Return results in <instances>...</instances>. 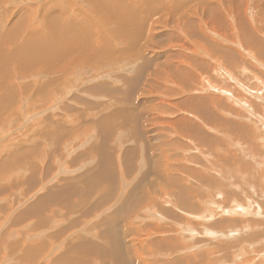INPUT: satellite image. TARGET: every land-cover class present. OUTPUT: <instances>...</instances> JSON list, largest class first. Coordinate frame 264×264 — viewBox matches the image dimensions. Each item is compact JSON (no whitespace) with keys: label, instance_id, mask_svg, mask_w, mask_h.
<instances>
[{"label":"rangeland","instance_id":"1","mask_svg":"<svg viewBox=\"0 0 264 264\" xmlns=\"http://www.w3.org/2000/svg\"><path fill=\"white\" fill-rule=\"evenodd\" d=\"M0 1V49L19 54L10 28L34 59L20 38L29 16L42 30L40 0ZM57 2L47 17L78 18L85 58L1 60L0 264H264V0H122L127 40L96 0Z\"/></svg>","mask_w":264,"mask_h":264},{"label":"bare ground","instance_id":"2","mask_svg":"<svg viewBox=\"0 0 264 264\" xmlns=\"http://www.w3.org/2000/svg\"><path fill=\"white\" fill-rule=\"evenodd\" d=\"M86 2H87V0H85ZM160 2V0H126V3H131L132 4V2H134V4L135 5H140V6H142V5H145L146 7H147V5L148 4H153V3H156V2ZM167 1V0H166ZM260 1V0H259ZM1 2V1H0ZM3 2V1H2ZM38 2V1H37ZM59 2V1H58ZM57 2V0H40V3L42 4L41 5V7H42V11H41V13H40V15H39V17H40V20H41V26H42V30L40 29V26H36L35 25V23H33V21H32V18H33V16H27L28 17V19L30 20V21H28V20H26L25 22H23V26H29V28L31 29V32H29V30H27V34L26 35H24V36H22L21 38H20V40H22L23 38H25L24 39V41H23V43H24V45H26L30 50H32V51H34L35 53H37L36 54V56L34 57V59H29V60H26V59H24L23 58V56H22V54H21V52H20V50L21 51H23V49L20 47V42L17 40V33H18V31L16 32V35H14L15 34V30L14 31H12L10 28H8V30L12 33V35L11 36H13V41H14V39H15V47H16V49L18 48V52H19V54L17 55V51H15V52H13V51H11L10 49H3V50H1L0 49V67H1V64H3L5 67H6V65H7V63H4L3 61H1V60H3L2 58H8L9 60V62H10V59L11 60H15L17 63H20L21 65H27L26 66V68L28 67H31L29 70H30V72L31 71H34V73L35 72H37L38 70H37V68L38 67H40L41 66V64H42V62L41 61H43V60H50L51 58L50 57H53V59H54V57H61V56H65V58L64 59H62V60H57V61H65L66 59H67V57H71L72 55L74 56L75 54H77V55H79L80 56V60L82 59V58H85V54H84V52H80V49L82 50V48H83V44H84V40H83V37H84V35L86 36V32L84 31V27H83V31H78L79 30V26H76V25H78V18H76V20L75 19H73L74 21H72L71 19V17H70V20L72 21V23L75 25H71V23L70 22H66V21H68V20H64V21H62V22H58L57 20H53L52 18H48L49 16H50V14H49V16L46 14V9H47V4L48 3H51V5L52 6H55V5H57V4H59ZM96 2L99 4V6L101 7V8H104V9H106V10H108V12L109 13H114L115 15L114 16H116L117 17V19L119 18H121V17H124V19L126 18V20H127V23H129L128 25H126L125 26V23L126 22H124V23H121V21H119V19H118V21H119V25H118V27L119 28H117V30L115 29V31H117V32H115V33H117V34H115V33H113V31H114V29H112V28H109L111 25H112V21H110V22H108V24H110V26H107V28H109V29H111V30H107V31H105V33H103L104 31L102 30L101 31V29L99 30V33H101V35L102 34H106V32H109V34H111L112 36H118V38L119 37H121V39H122V37H124L125 38V40H127L128 39V37H130L133 33H134V31L135 30H139V29H133V28H138V27H133L132 28V26H136L135 25V23H133L134 22V20L132 21V19H131V17H130V15H129V10H127V8H125V7H123V3H122V0H96ZM124 2H125V0H124ZM249 2V1H248ZM263 2V1H262ZM73 4V3H72ZM72 4H71V6H72ZM131 4H130V6H131ZM133 4V5H134ZM142 4V5H141ZM259 4V3H258ZM76 5V4H75ZM227 5V4H226ZM232 5V4H231ZM96 6H98V5H96ZM128 6V5H127ZM140 6H139V8H140ZM154 6V5H153ZM138 7V6H137ZM151 6H149V7H147L148 9L150 8ZM155 7V6H154ZM157 7V6H156ZM162 7V6H161ZM255 7V6H254ZM40 8V7H39ZM108 8V9H107ZM163 8V7H162ZM62 9V8H61ZM71 8H69V10H70ZM145 9V8H144ZM155 9V8H154ZM161 9V8H160ZM248 9V8H247ZM152 10V9H151ZM208 10V9H207ZM246 10V9H245ZM32 11V10H31ZM54 11H55V9H54ZM138 11V10H137ZM155 11V10H154ZM200 11V10H199ZM205 11H206V9H205ZM226 11V10H225ZM53 12V11H52ZM82 12H83V10H82ZM143 12V11H142ZM150 12H152V11H150ZM211 12H213V11H211ZM245 12V11H244ZM29 13H32V15H34L35 17L37 16V14H38V9L36 8L34 11H32V12H29ZM47 13H49V11L47 12ZM88 13V12H84L83 14L84 15H86V14ZM148 13V12H147ZM243 13V12H242ZM52 14V13H51ZM60 14V13H59ZM75 14H76V12H75ZM79 14H81V13H79ZM196 14H198V13H196ZM212 14V13H211ZM27 15V14H26ZM87 15H89V14H87ZM151 15V14H150ZM155 15V14H154ZM199 15V18L200 17H202V18H205L206 19V21H205V24H207L208 22L207 21H210V11L208 12V13H204V12H202V10H201V12L198 14ZM209 15V16H208ZM48 16V17H47ZM52 16V15H51ZM57 16V15H56ZM76 16H77V14H76ZM78 16H80V15H78ZM100 16V15H99ZM121 16V17H120ZM132 16V15H131ZM142 16V15H141ZM236 16V15H235ZM55 16H53V18H54ZM67 17H68V15H67ZM56 18H58V17H56ZM69 18V17H68ZM80 18V17H79ZM82 18V17H81ZM84 18V17H83ZM130 19V21H128L129 19ZM163 18V17H162ZM201 18V19H202ZM244 18V17H243ZM8 19V18H7ZM98 19V18H97ZM115 19V18H114ZM143 19V18H142ZM151 19V18H150ZM209 19V20H208ZM261 19V18H260ZM21 20V19H20ZM20 20H16V21H18V23L16 24V26H18L20 23H21V21ZM60 20V19H59ZM108 20H111V18H108ZM107 20V21H108ZM113 20V19H112ZM123 20V19H122ZM233 20H234V18H233ZM232 20V21H233ZM39 21V20H38ZM80 21L81 22H83L82 20H79V23H80ZM241 21V20H240ZM204 22V21H203ZM207 22V23H206ZM248 22H249V20H248ZM85 23V22H84ZM251 23V22H250ZM37 24V23H36ZM81 24V23H80ZM92 24V23H91ZM91 24H89V26L91 25ZM104 24V23H103ZM169 24V23H168ZM230 24V23H229ZM236 24V23H235ZM254 24V23H253ZM6 25H8V24H6ZM85 26H87L88 25V21H87V25L86 24H84ZM95 25V24H94ZM182 25V24H181ZM262 25V24H261ZM260 25V26H261ZM153 26V25H152ZM157 26V25H156ZM205 26V25H204ZM5 27V26H4ZM7 27V26H6ZM13 27V26H12ZM82 27V26H81ZM91 27H93V26H91ZM116 27V26H115ZM126 27V28H125ZM147 27V26H146ZM218 27V29L221 31V29H220V27L219 26H217ZM18 28H19V26H18ZM86 28H89L88 26L86 27ZM125 28V31L124 32H122L123 31V29ZM211 28L213 29V27L211 26ZM259 28H261V27H259ZM89 29H91L92 30V28H89ZM94 29V28H93ZM97 29H99V28H97ZM215 29H217V28H215ZM235 30H237V28H234ZM241 29V28H240ZM253 29V28H252ZM261 29H263V28H261ZM86 30V29H85ZM94 30H96V29H94ZM93 30V31H94ZM105 30V29H104ZM113 30V31H112ZM131 30H133V32L131 31ZM146 30V29H145ZM156 30V29H155ZM214 30V29H213ZM230 30V29H229ZM78 31V32H77ZM132 33H131V32ZM216 31V30H215ZM223 31V30H222ZM9 32V33H10ZM24 32H26V31H24ZM24 32L22 33V34H24ZM85 33L84 35H83V37H82V34H80V33ZM119 32V33H118ZM137 32V31H136ZM144 32V31H143ZM152 32V31H151ZM252 32V31H251ZM7 33V32H6ZM9 33H8V35H9ZM14 33V34H13ZM87 33H89L88 31H87ZM92 33V32H91ZM90 33V34H91ZM97 32H95L94 31V33L92 34V35H94V34H96ZM154 34L156 33V31L155 32H153ZM152 33V34H153ZM159 33V32H158ZM135 34V33H134ZM251 33H249V35H250ZM252 34H254L253 32H252ZM252 34L250 35L251 37H249V35H248V38H250V40H255V41H253V42H250L249 40V42L248 41H246L247 43V48L248 47H250L251 49H252V47L254 48V49H252L254 52H251V51H249L247 48H245V45H244V49H243V55H246V56H248V57H251V58H253V53H255V50H256V48H255V46H258V44H260L259 43V39H254V38H257V33L255 32V36H254V38H253V36H252ZM263 34V33H262ZM107 35V34H106ZM110 35V36H111ZM122 35V36H121ZM151 35V34H150ZM158 35V34H157ZM243 35H244V33H243ZM245 35L247 36V34L245 33ZM6 36V35H5ZM94 36H97L98 38H99V36H100V34L98 35V34H96V35H94ZM108 36V35H107ZM107 36H105V39H106V37ZM135 37H136V35H134ZM155 36V35H154ZM241 36V35H240ZM97 37H95L96 39H98ZM6 38H7V41H6V44H12L11 42H10V40H9V36H6ZM30 38H32V40H31V42H32V44H28V41H30L29 39ZM110 38V37H109ZM109 38H107V39H109ZM151 38V37H150ZM239 38V37H238ZM247 38V37H246ZM36 41H34V40ZM95 39V40H96ZM101 39V38H100ZM106 39V40H107ZM120 39V38H119ZM141 39V38H140ZM153 39V38H152ZM241 39V38H240ZM245 39V38H244ZM261 39V38H260ZM94 40V39H93ZM123 40V39H122ZM224 40V39H223ZM239 40V39H238ZM151 41V40H150ZM245 41V40H244ZM98 42L99 41H97V44H98ZM105 42H107V41H105ZM112 42V41H111ZM122 42V41H121ZM243 42V41H242ZM241 42V43H242ZM262 42V41H261ZM67 43H69L68 45H65V44H67ZM125 43H126V41H125ZM151 43V42H150ZM165 43V42H164ZM235 43V42H234ZM238 43H240V42H238ZM244 43V42H243ZM106 44V43H105ZM100 45V44H99ZM127 47H128V45L127 44H125ZM69 46H72V48L74 49V50H76L77 52H75V53H72V54H69V52L67 53V52H65V48H67V47H69ZM131 46V45H130ZM239 46H241V44L239 45ZM262 46V45H261ZM105 47V46H104ZM125 46H123V49H125L124 48ZM148 48V47H147ZM205 48V47H204ZM227 48H229V47H227ZM64 49V50H63ZM70 49H71V47H70ZM73 49H71V50H73ZM93 49H95V50H92V51H95L96 52V48H93ZM104 49V48H103ZM109 49V48H108ZM137 49V48H136ZM194 49H196V51L195 52H197L198 54L200 53H203V54H206V56L207 55H209L204 49H201V46L199 45V46H196ZM128 50V49H127ZM148 50V49H147ZM241 50V49H240ZM85 51V50H84ZM238 51V50H237ZM258 52H261V51H259V50H257ZM7 54H6V53ZM105 52V51H104ZM136 52V51H135ZM135 52H133V54H135ZM257 52V53H258ZM79 53V54H78ZM107 53V52H106ZM124 53H125V51H124ZM127 53V52H126ZM242 53V52H241ZM261 53H264V52H261ZM260 53V54H261ZM15 54L17 55V56H15ZM259 54V53H258ZM101 55V54H100ZM100 55L99 56H97V57H100ZM104 55V54H103ZM202 55V54H201ZM212 55V54H211ZM144 56V55H143ZM260 56H262V55H260ZM259 56V57H260ZM97 57L95 58V59H97ZM117 57V56H116ZM119 57V56H118ZM147 56L145 55V57H143L144 59L146 58ZM77 58V57H76ZM103 58V57H102ZM101 58V59H102ZM212 58H214V57H212ZM246 58V57H245ZM21 60V61H24V62H34L33 64L34 65H32V66H30L29 64L30 63H28V64H26V63H22V62H19V60ZM123 59V58H122ZM147 59H149L148 57H147ZM215 59V58H214ZM249 59V58H248ZM36 60H38V61H36ZM68 60V59H67ZM7 61V60H6ZM14 61V62H15ZM50 61H52V60H50ZM111 61V60H110ZM131 61V60H130ZM147 60L145 59V61L144 62H146ZM250 61V60H249ZM81 62V61H80ZM84 62V61H83ZM114 62V61H113ZM112 62V63H113ZM211 62H212V60H211ZM245 62V61H244ZM248 62V61H247ZM251 62V61H250ZM36 63H41V64H36ZM46 63H47V61H46ZM52 64H54L53 63V61L51 62ZM131 63L132 62H129V66H131ZM147 63H148V61H147ZM246 63V62H245ZM257 63V65H258V62H256ZM49 64V63H48ZM73 64V63H72ZM133 64H134V62H133ZM214 64V63H213ZM253 64V63H252ZM10 65V64H9ZM29 65V66H28ZM51 65V64H50ZM68 65V64H67ZM214 65H216V63L214 64ZM234 65V64H233ZM241 65V64H240ZM49 66V65H48ZM128 66V67H129ZM141 66H142V64H141ZM247 66V65H246ZM254 66H255V64H254ZM249 67H251V66H249L248 65V68ZM256 67H258V66H256ZM3 68V67H2ZM7 68V67H6ZM19 68V67H18ZM217 68H220V67H217ZM8 69H9V67H8ZM56 68H53V72H54V70H55ZM125 69V68H124ZM250 69V68H249ZM252 69V68H251ZM254 69H255V67H254ZM3 70V69H2ZM5 70V69H4ZM19 70H20V68H19ZM57 70V69H56ZM55 70V71H56ZM62 70V69H61ZM79 70V69H78ZM96 70V69H95ZM126 70V69H125ZM131 70V69H130ZM211 70V69H210ZM212 70H213V66H212ZM215 70V69H214ZM213 70V71H214ZM222 70H223V68H222ZM253 70V69H252ZM8 71V70H7ZM28 71V70H27ZM49 71H50V68H49ZM48 71V74H50L51 76H50V78H52V77H57L56 75H58V74H53L52 72H49ZM52 71V70H51ZM218 71H220V70H218ZM6 73V72H5ZM64 73V72H63ZM223 73H224V71H223ZM26 75H27V73H25ZM60 74V73H59ZM74 74V73H73ZM214 74V73H213ZM36 75V74H35ZM227 75V74H226ZM225 75V76H226ZM225 76H222V79H223V77H225ZM228 76V75H227ZM258 76H260V77H262V75H259L258 74ZM29 77V76H28ZM62 77V76H61ZM253 77V76H252ZM11 78H13V77H11ZM58 78V77H57ZM201 78L203 79L202 81H201V85H202V82H203V85H204V80H206V81H208L207 79H206V77L204 76V75H201ZM247 78V77H246ZM15 79V78H14ZM29 79V78H28ZM31 79V78H30ZM54 79H56V78H54ZM54 79H51L52 81L54 80ZM61 79V78H60ZM200 79V78H199ZM228 79V78H227ZM7 80V79H6ZM32 80V79H31ZM211 80V79H210ZM229 80V79H228ZM13 80H11V82H12ZM263 81H264V78H263ZM9 81H7V82H5V84L4 85H6V86H9V84H10V82L8 83ZM31 82V81H30ZM59 82V81H58ZM84 82V81H83ZM90 82V81H89ZM236 82V81H235ZM2 84V83H1ZM8 84V85H7ZM208 84H210V83H208ZM207 84V85H208ZM236 84V83H235ZM239 84V83H238ZM259 84V83H258ZM3 86V85H2ZM212 86V85H211ZM257 86V85H256ZM262 86H263V84H262ZM199 87V86H198ZM209 87V86H208ZM260 87H261V85H260ZM263 88H264V86H263ZM205 89V88H204ZM208 89V88H207ZM214 90V89H213ZM227 90L228 89H226V91L225 90H223V89H221V91L224 93V94H229L228 92H227ZM4 91V90H3ZM220 91V92H221ZM229 91V90H228ZM260 91H263V90H260ZM259 92V91H258ZM257 92V93H258ZM264 92V91H263ZM262 93V92H261ZM260 93V94H261ZM4 95V94H3ZM231 95V94H230ZM234 95V94H233ZM236 96V95H235ZM235 96L233 97V99L235 98ZM231 97V96H230ZM240 99V100H239ZM6 100V99H5ZM7 101V100H6ZM214 101H216V100H214ZM2 103V102H1ZM234 104H239V105H242V104H248L249 105V103H248V101L247 100H245L243 97L242 98H239V97H237V99H234V102H233ZM3 105V104H2ZM244 106H246V105H244ZM204 107V106H203ZM206 107V106H205ZM230 107V106H229ZM199 108H200V106H199ZM232 108V107H231ZM244 108V107H243ZM249 108V107H248ZM201 109V108H200ZM229 111L227 112V114L229 115L230 114V111L231 112H235V110H232V109H228ZM219 111L220 112H223V113H226V109H219ZM218 112V111H217ZM235 113H237V112H235ZM197 114L198 115H200V113H198L197 112ZM196 114V115H197ZM196 115H193L195 118H197V116ZM210 129H212V128H210ZM58 160V159H57ZM66 160V159H65ZM171 159L170 158H168L167 157V161H170ZM204 162V161H203ZM62 163H63V161H62ZM171 163V162H170ZM169 163V164H170ZM64 164V163H63ZM172 164V163H171ZM170 166V165H169ZM262 175V174H261ZM207 192V191H206ZM209 194V193H208ZM206 196H202V198L204 199ZM201 198V199H202ZM237 205V208L239 207L241 210L243 209V206H240L239 204H236ZM242 211H245V210H242ZM226 214H228V212H226ZM212 218V217H211ZM207 221V220H206ZM179 226V228L181 227L180 225H178ZM176 229V228H175ZM188 229H190V228H187V231H188ZM183 230V229H182ZM191 230V232H193V229H190ZM177 231V230H176ZM195 231V230H194ZM206 232H207V234H211V236H213L214 234L213 233H218V235L219 236H222V235H225V237L227 236L226 234H220L219 232H216V231H211L210 229H206L205 230ZM204 231V232H205ZM186 232V231H185ZM197 232V231H196ZM212 232V233H211ZM195 233V232H194ZM198 233H200V232H198ZM197 233V234H198ZM202 233V232H201ZM203 234V233H202ZM202 234L200 235V236H202ZM213 234V235H212ZM188 235V234H187ZM199 235V234H198ZM229 235V234H228ZM189 236V235H188ZM216 236V235H215ZM88 239V238H87ZM77 240V239H76ZM221 247V249H222V246H220ZM218 249H219V247H218ZM181 250V249H180ZM220 250V249H219ZM226 249H225V247H224V251H225ZM222 252V251H221ZM226 253V252H225ZM209 257V256H208ZM210 259H212V258H210ZM205 262V261H204ZM211 263V262H210ZM244 264V263H243Z\"/></svg>","mask_w":264,"mask_h":264}]
</instances>
